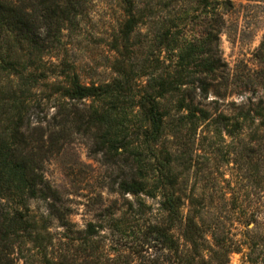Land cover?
<instances>
[{
  "label": "trees",
  "instance_id": "1",
  "mask_svg": "<svg viewBox=\"0 0 264 264\" xmlns=\"http://www.w3.org/2000/svg\"><path fill=\"white\" fill-rule=\"evenodd\" d=\"M90 1L0 0V200L10 207L0 210V242L20 251L29 245L39 264L133 263L120 244L107 245L102 226L74 231L70 209L41 173L60 140L75 133L89 135L106 163L130 168L114 193L158 201L160 223L141 233L171 256L147 264H231L245 246L258 264L251 255L264 203L226 200L222 166L231 156L226 137L237 140V183L263 187L264 100L229 116L197 99L220 89L218 78L229 85L219 48L233 0H114L123 9L110 42L114 77L85 84L63 38ZM256 55L264 63V37ZM51 108L57 112L48 119ZM35 199L48 203L62 234L32 216ZM238 226L243 239L235 238ZM117 228L127 237V226Z\"/></svg>",
  "mask_w": 264,
  "mask_h": 264
},
{
  "label": "rangeland",
  "instance_id": "2",
  "mask_svg": "<svg viewBox=\"0 0 264 264\" xmlns=\"http://www.w3.org/2000/svg\"><path fill=\"white\" fill-rule=\"evenodd\" d=\"M233 2L235 8L226 16L219 48L221 58L228 68L229 85L226 88L223 79L218 78L215 83L222 84L220 89L211 88L206 99L204 96L197 98L213 115L223 113L234 116L242 108L247 109L264 100V63L256 55L264 37V0ZM85 12L77 28L64 32L63 42L69 50L70 61L77 66L82 82L100 84L114 77L110 42L119 30L123 9L114 0H91ZM83 107L80 106L82 109ZM56 109L48 111V119L56 114ZM4 126V123H0V134L3 133ZM226 142L231 147V156L222 166L225 199L230 201L236 197L241 203H264V185L261 189H256L254 184L237 183V166L233 161L237 152L233 148L241 149V144L238 145L237 140L232 142L228 137ZM94 150V141L89 135L72 133L70 137L60 140L55 151L42 163L41 173L45 180L59 192L62 203L70 209L71 214L67 220L74 224L72 229L84 230L88 223L102 226L101 236L107 237V245L120 244L122 250L130 255L132 264H147L149 258L161 253L170 257L168 250L160 252L154 245L145 243L141 233L144 224L160 223L162 213L158 201L145 196L123 197L114 193L112 188H117L129 176L130 168L108 164L101 154H93ZM192 184L193 179L190 186ZM28 204L32 216L38 220L49 219L47 222L52 233L64 232L59 221L50 217L46 201L28 200ZM8 208L10 207L0 200V210ZM118 224L129 228L127 237L117 228ZM242 229L238 226L235 238L243 239L239 231ZM259 240V247L251 258L258 259V264H264V231ZM125 241L131 242L130 245L127 246ZM143 243L145 250L149 247L148 252H141ZM4 246L0 242V264H39L34 252L28 250L29 245L21 251L15 242ZM109 252L114 254L113 249ZM230 261L231 264H252L250 249L245 246L240 253L231 254ZM165 263L170 264V261Z\"/></svg>",
  "mask_w": 264,
  "mask_h": 264
}]
</instances>
